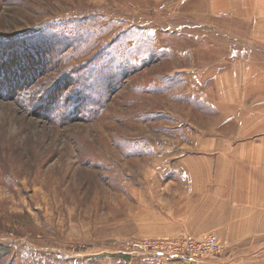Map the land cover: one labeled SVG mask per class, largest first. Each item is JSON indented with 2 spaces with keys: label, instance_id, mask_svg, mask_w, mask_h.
Here are the masks:
<instances>
[{
  "label": "rangeland",
  "instance_id": "rangeland-1",
  "mask_svg": "<svg viewBox=\"0 0 264 264\" xmlns=\"http://www.w3.org/2000/svg\"><path fill=\"white\" fill-rule=\"evenodd\" d=\"M211 1L0 0V264H264V239L215 233L166 254L210 235L162 232L173 166L233 132L212 100L242 89L215 78L241 49Z\"/></svg>",
  "mask_w": 264,
  "mask_h": 264
},
{
  "label": "crops",
  "instance_id": "crops-1",
  "mask_svg": "<svg viewBox=\"0 0 264 264\" xmlns=\"http://www.w3.org/2000/svg\"><path fill=\"white\" fill-rule=\"evenodd\" d=\"M211 3L233 22V46L241 49L228 55L237 64L214 74L242 78V89H216L212 100L231 110L233 132L201 135L175 162L178 203L163 217L162 232L215 233L232 243L264 239V0Z\"/></svg>",
  "mask_w": 264,
  "mask_h": 264
},
{
  "label": "built area",
  "instance_id": "built-area-1",
  "mask_svg": "<svg viewBox=\"0 0 264 264\" xmlns=\"http://www.w3.org/2000/svg\"><path fill=\"white\" fill-rule=\"evenodd\" d=\"M218 239L216 235L210 234L199 241L191 239L171 242L167 245L166 254L168 257H180L186 259H196L206 256L216 250ZM152 245V244H151ZM157 245H155L156 247ZM156 250H159L156 247ZM160 252V251H159Z\"/></svg>",
  "mask_w": 264,
  "mask_h": 264
}]
</instances>
